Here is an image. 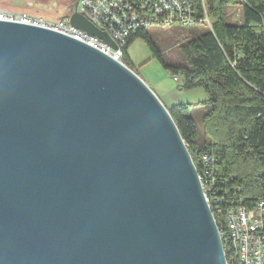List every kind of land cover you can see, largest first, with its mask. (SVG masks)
<instances>
[{
    "label": "water",
    "instance_id": "95a60500",
    "mask_svg": "<svg viewBox=\"0 0 264 264\" xmlns=\"http://www.w3.org/2000/svg\"><path fill=\"white\" fill-rule=\"evenodd\" d=\"M75 27L117 42L84 13ZM0 264H227L166 105L68 34L0 19Z\"/></svg>",
    "mask_w": 264,
    "mask_h": 264
},
{
    "label": "trees",
    "instance_id": "16d2710c",
    "mask_svg": "<svg viewBox=\"0 0 264 264\" xmlns=\"http://www.w3.org/2000/svg\"><path fill=\"white\" fill-rule=\"evenodd\" d=\"M189 2L196 17L208 13L212 27L179 44L184 61H165L147 29L133 33L129 44L144 37L164 67L182 77L181 88L205 89L202 130L191 114V104L166 107L199 172L201 155H213L218 192L227 196L239 188L243 203L254 206L264 200V0ZM237 5L242 17L230 21L228 9ZM125 63L136 72L132 63Z\"/></svg>",
    "mask_w": 264,
    "mask_h": 264
},
{
    "label": "built area",
    "instance_id": "2783aa9c",
    "mask_svg": "<svg viewBox=\"0 0 264 264\" xmlns=\"http://www.w3.org/2000/svg\"><path fill=\"white\" fill-rule=\"evenodd\" d=\"M77 6L78 11L111 35L118 44L117 48L97 35L75 27L70 17L52 21L33 17L26 12L0 10V19L40 25L68 34L98 48L127 67L124 53L131 35L139 29L176 23L191 26L198 22L212 27L208 13L202 18L196 17L189 0H78ZM175 78H178L177 75ZM200 162L201 171L197 170L222 238L227 264H264V200L259 199L254 206L244 204L243 197L238 193L239 188L228 197L220 194V180L213 165L215 157L202 154Z\"/></svg>",
    "mask_w": 264,
    "mask_h": 264
},
{
    "label": "rangeland",
    "instance_id": "374dc122",
    "mask_svg": "<svg viewBox=\"0 0 264 264\" xmlns=\"http://www.w3.org/2000/svg\"><path fill=\"white\" fill-rule=\"evenodd\" d=\"M77 3L78 0H0V10L26 12L33 17L54 21L78 10ZM228 16L230 21L240 20L241 6L230 7ZM206 27L205 23L200 22L191 26L176 23L171 26L153 25L147 30L163 59L167 62L179 63L184 61V57L179 52V44L186 38L200 33ZM126 54L127 59L125 58L124 61L132 63L131 66L167 107L178 103L191 104V114L199 129H203V103L208 99V94L203 87L181 88L180 82L164 67L144 37L133 39L127 47ZM181 80L182 77H179V81Z\"/></svg>",
    "mask_w": 264,
    "mask_h": 264
},
{
    "label": "crops",
    "instance_id": "0c3cea01",
    "mask_svg": "<svg viewBox=\"0 0 264 264\" xmlns=\"http://www.w3.org/2000/svg\"><path fill=\"white\" fill-rule=\"evenodd\" d=\"M76 10H77V9H76ZM69 16H70V14H68V15H66V16H63V17H69ZM175 76H176V75H174V78H175ZM177 77H178V78H177V79L175 78V79H176L178 82H180V81H179V77H180V76L177 75Z\"/></svg>",
    "mask_w": 264,
    "mask_h": 264
}]
</instances>
